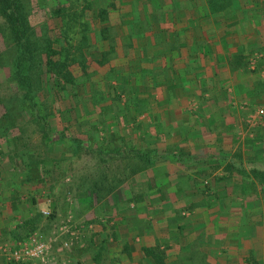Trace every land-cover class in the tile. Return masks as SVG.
I'll return each instance as SVG.
<instances>
[{
  "label": "crops",
  "instance_id": "1",
  "mask_svg": "<svg viewBox=\"0 0 264 264\" xmlns=\"http://www.w3.org/2000/svg\"><path fill=\"white\" fill-rule=\"evenodd\" d=\"M171 3L119 2V13L128 17L117 26L112 61L130 89L124 101L114 91L118 110L105 119L109 135L101 137V144L110 142L113 150L88 155L102 163L92 177L87 171L76 187L87 203L98 201L101 215L96 219L103 224L113 219L108 223L111 241L125 240L131 232L133 260L145 250L154 252L145 242L150 219H156L152 223L157 229L169 232L165 220L180 219L178 209L192 211L185 219H215L205 228H182L181 242L200 235L201 245L212 251L218 238L207 235L215 230L240 233L241 223L231 225L225 219L263 218L262 201L252 204L263 184L250 176H264V153L257 147L264 141L245 139L240 151L232 144L241 112L264 105V0ZM107 47L100 44L103 51ZM113 131L119 133L118 140ZM246 180L249 186L242 184ZM250 186L256 188L254 196L247 195ZM105 203L112 205L111 214L104 212Z\"/></svg>",
  "mask_w": 264,
  "mask_h": 264
},
{
  "label": "rangeland",
  "instance_id": "2",
  "mask_svg": "<svg viewBox=\"0 0 264 264\" xmlns=\"http://www.w3.org/2000/svg\"><path fill=\"white\" fill-rule=\"evenodd\" d=\"M120 1L29 0V20L37 36L61 26L65 28L68 40L60 39L56 47L67 50L62 59L68 56L67 69L73 82L56 79L44 69L32 106L22 100L20 91L12 88L8 70L0 69V219L3 220L0 223V264H264V176L253 173L250 176L257 184H263L256 192L260 198L252 203L262 201L263 218L225 219L231 225L241 223L240 233L238 229L224 233L215 230L216 234L207 235L209 239L218 238L212 241L213 251L211 246L201 245L204 240L200 235L193 234L181 241L183 227L192 224L201 229L215 219H201V222L185 219L192 211L178 209L180 219L165 220L169 232L157 229L152 223L156 219H150V229L146 232L150 238L145 242L148 249L159 256L145 250V257L135 256V260L132 257L134 244L129 238L131 232L125 233L128 241H111L109 235L113 228L108 223L113 219L104 224L96 219L101 215L95 204L98 201L87 203L76 188L87 171L91 172L87 177H92L97 165L102 163L101 159H87V156L113 150L110 142L101 144V137L109 135L105 119L118 110L114 93H122L118 97L124 101L130 89L118 78L112 61L116 58L112 46L120 32L117 26L121 25L120 19L124 22L128 17L119 13ZM76 2L77 8L74 7ZM150 2L156 5L157 0ZM171 2L174 0H168L170 6ZM63 5L65 19L61 21L55 9ZM74 13L79 18L74 20ZM0 44L3 45L1 37ZM100 44H107V50L103 51ZM3 49L4 46L0 48ZM5 52L8 53V49ZM255 107L241 112L240 126L232 144L235 151H240L245 139L264 141V105L255 104ZM112 135L118 140V132L113 131ZM257 147H262L264 153V143ZM66 151L70 152V157L64 156ZM261 162L264 168V154ZM242 184L250 185L247 180ZM255 186L246 187L247 195L254 196ZM104 206L105 213L113 209L111 204ZM242 210L245 209L242 207ZM33 240L48 246L44 260L17 261L14 253L30 248ZM65 242L67 247L62 245ZM176 245L180 249H173ZM120 249L126 257L120 255Z\"/></svg>",
  "mask_w": 264,
  "mask_h": 264
},
{
  "label": "trees",
  "instance_id": "3",
  "mask_svg": "<svg viewBox=\"0 0 264 264\" xmlns=\"http://www.w3.org/2000/svg\"><path fill=\"white\" fill-rule=\"evenodd\" d=\"M77 6L76 2L74 7ZM63 8L64 5L55 9L61 21L65 19ZM30 13L29 0H0V37L3 43L0 48L4 46L0 50V69L8 70V81L12 88L21 92L25 103L34 106V94L38 91L39 77L44 69L56 79L69 84H72L73 77L67 69L68 56L62 59L67 50L56 47L60 39L68 40L65 28L61 26L37 36L29 20ZM73 18H79V15L74 13Z\"/></svg>",
  "mask_w": 264,
  "mask_h": 264
},
{
  "label": "built area",
  "instance_id": "4",
  "mask_svg": "<svg viewBox=\"0 0 264 264\" xmlns=\"http://www.w3.org/2000/svg\"><path fill=\"white\" fill-rule=\"evenodd\" d=\"M61 233H65V231H61ZM32 242L33 243L30 248L23 249L19 252L14 253V258L17 261L24 262L30 259H41L42 261L44 260L43 256H44V253L47 251L48 246L44 242H41V241L33 240ZM62 245L63 247H67L68 243L65 242Z\"/></svg>",
  "mask_w": 264,
  "mask_h": 264
}]
</instances>
